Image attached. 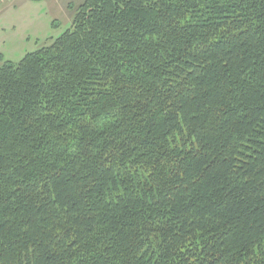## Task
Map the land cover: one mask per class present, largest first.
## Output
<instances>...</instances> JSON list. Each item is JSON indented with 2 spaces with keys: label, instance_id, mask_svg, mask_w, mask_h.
Masks as SVG:
<instances>
[{
  "label": "trees",
  "instance_id": "obj_1",
  "mask_svg": "<svg viewBox=\"0 0 264 264\" xmlns=\"http://www.w3.org/2000/svg\"><path fill=\"white\" fill-rule=\"evenodd\" d=\"M0 65V264H264V0H85Z\"/></svg>",
  "mask_w": 264,
  "mask_h": 264
},
{
  "label": "rangeland",
  "instance_id": "obj_2",
  "mask_svg": "<svg viewBox=\"0 0 264 264\" xmlns=\"http://www.w3.org/2000/svg\"><path fill=\"white\" fill-rule=\"evenodd\" d=\"M84 1L8 0L0 5V65L1 60L18 63L70 30L71 7Z\"/></svg>",
  "mask_w": 264,
  "mask_h": 264
},
{
  "label": "built area",
  "instance_id": "obj_3",
  "mask_svg": "<svg viewBox=\"0 0 264 264\" xmlns=\"http://www.w3.org/2000/svg\"><path fill=\"white\" fill-rule=\"evenodd\" d=\"M8 0H0V5H2L3 3L7 2Z\"/></svg>",
  "mask_w": 264,
  "mask_h": 264
}]
</instances>
